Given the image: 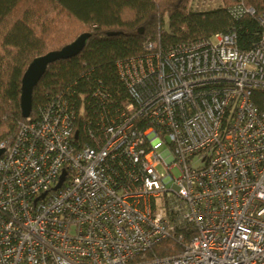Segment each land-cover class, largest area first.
<instances>
[{"label":"built area","instance_id":"obj_1","mask_svg":"<svg viewBox=\"0 0 264 264\" xmlns=\"http://www.w3.org/2000/svg\"><path fill=\"white\" fill-rule=\"evenodd\" d=\"M116 67L124 95L59 96L0 144V264H264V31Z\"/></svg>","mask_w":264,"mask_h":264},{"label":"trees","instance_id":"obj_2","mask_svg":"<svg viewBox=\"0 0 264 264\" xmlns=\"http://www.w3.org/2000/svg\"><path fill=\"white\" fill-rule=\"evenodd\" d=\"M224 1L223 8L194 12L190 0H0V144L13 139L25 122L20 99L29 65L83 34L90 38L78 56L48 66L34 89L30 117H39L59 96L93 102L99 88L115 97L124 95L117 62L144 54L149 40L170 46L234 32L240 51L253 50L264 31L259 21L264 0ZM237 3L256 15L234 18L230 6ZM155 252L171 257L180 248L172 240Z\"/></svg>","mask_w":264,"mask_h":264},{"label":"water","instance_id":"obj_3","mask_svg":"<svg viewBox=\"0 0 264 264\" xmlns=\"http://www.w3.org/2000/svg\"><path fill=\"white\" fill-rule=\"evenodd\" d=\"M140 34L143 33V29L139 31ZM115 35V34H111ZM90 38L89 34H83L78 37L73 43L66 46L60 51L51 52L43 57L35 59L28 67L26 73L22 79V89H21V99L20 108L22 112V117L27 119L31 116L33 108V92L35 87L38 85L44 74L46 73L48 66L58 62L69 60L78 56L87 46L88 40ZM4 154V150L0 149V157ZM64 181V176L57 188H59Z\"/></svg>","mask_w":264,"mask_h":264},{"label":"rangeland","instance_id":"obj_4","mask_svg":"<svg viewBox=\"0 0 264 264\" xmlns=\"http://www.w3.org/2000/svg\"><path fill=\"white\" fill-rule=\"evenodd\" d=\"M197 4H198V9L202 10V12H205V11L216 10L218 8H223L225 6V1L224 0H197ZM233 6H230V8H232ZM173 174L175 176H178L177 171H174Z\"/></svg>","mask_w":264,"mask_h":264}]
</instances>
